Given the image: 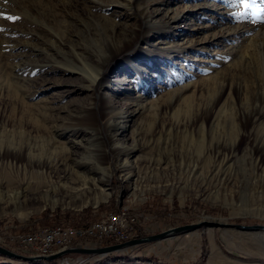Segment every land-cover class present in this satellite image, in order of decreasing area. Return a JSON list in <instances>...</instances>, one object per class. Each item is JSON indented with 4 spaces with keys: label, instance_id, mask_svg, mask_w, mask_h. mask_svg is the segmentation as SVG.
I'll list each match as a JSON object with an SVG mask.
<instances>
[{
    "label": "rangeland",
    "instance_id": "obj_1",
    "mask_svg": "<svg viewBox=\"0 0 264 264\" xmlns=\"http://www.w3.org/2000/svg\"><path fill=\"white\" fill-rule=\"evenodd\" d=\"M72 51L100 69L101 86L68 68ZM46 161L59 165L40 191L48 204L29 197L20 219L0 203V246L14 253L10 236L121 210L139 234L206 218L264 224V0H0V194L34 184ZM106 166L109 195L96 204H85L92 184L63 186ZM263 236L200 226L110 264H264L252 240Z\"/></svg>",
    "mask_w": 264,
    "mask_h": 264
},
{
    "label": "built area",
    "instance_id": "obj_2",
    "mask_svg": "<svg viewBox=\"0 0 264 264\" xmlns=\"http://www.w3.org/2000/svg\"><path fill=\"white\" fill-rule=\"evenodd\" d=\"M136 221V216L121 210L85 227L56 224L20 232L10 236L9 243L13 246L12 250L28 258L50 256L74 246L91 247L92 244L121 243L136 238L139 235ZM31 262L25 259L20 264Z\"/></svg>",
    "mask_w": 264,
    "mask_h": 264
},
{
    "label": "bare ground",
    "instance_id": "obj_3",
    "mask_svg": "<svg viewBox=\"0 0 264 264\" xmlns=\"http://www.w3.org/2000/svg\"><path fill=\"white\" fill-rule=\"evenodd\" d=\"M72 52L74 53V56L71 57L72 59L63 58L66 65L68 66V68H71L72 70H75L77 73L81 74L79 76L80 80L83 82V84L87 88H94V87L101 86L104 79L101 76L100 69L92 67L76 51H72ZM54 162L55 161H52V162L46 161V162L41 163L42 164L41 167L44 168V171L42 170L41 172H38L39 174L37 172L35 173L38 176H41V175L42 176L41 177H35L34 178L35 179L34 184H30L27 182L26 185H22L23 187H18L19 182H16V181L10 182L9 181L7 187L10 189H8L4 192H1L2 194H0V203L5 202L6 204L13 205L14 212L16 213V215L20 219H25L29 215L28 212H24L22 210L23 207H25L24 206L26 204L25 202L27 201V199H29V197L32 196L34 199H38V200L42 201L44 204H48L49 200H50V198H48V189L45 190L44 192H40V191L43 187L49 186L48 183L51 182L50 173L52 171H55L56 169H59L58 168L59 165L54 163ZM99 169L102 170V173H101V175H98V176L93 175V169L92 168L86 170L85 171L86 174L78 175L79 179H80L79 182H81L78 186H72V185L65 186V184L63 186L65 188H69L70 190H80L81 193H85L91 188L90 185L92 184L97 189V193H96L97 195H94V197H92V198L90 197L87 200H85V204H87V203L96 204L101 199H106L107 196L109 195V192L105 188L99 187V184L101 182L103 183L106 180V177H104V176H109V167L108 166L103 167V168L100 167ZM71 171L75 172L74 170H71ZM43 172H45V173H43ZM130 174L131 173H128V176ZM45 175L47 178L45 177ZM51 187L55 188V186H51ZM14 188H16V190H13ZM206 220H212V219L206 218ZM206 220H203V221L211 222V221H206ZM224 223H222V224H224ZM252 240H254L253 246L256 247L257 252L259 254L264 253V236L261 237V242L259 240L254 239V238ZM91 246L92 247L96 246L95 248L100 247V246H98V244H96V245L92 244ZM101 247H103V246H101ZM74 253H76V252H74ZM0 254H2V253H0ZM77 254L83 255L82 253H77ZM3 255H5V254H3ZM6 256H8V255H6ZM216 256H217V252L214 250V247H212V252L209 256L208 262L214 263L213 261H215ZM8 257L12 258V256H8ZM23 257H25V256H23ZM13 258H16V257H13ZM3 262L6 263L5 261H3Z\"/></svg>",
    "mask_w": 264,
    "mask_h": 264
},
{
    "label": "water",
    "instance_id": "obj_4",
    "mask_svg": "<svg viewBox=\"0 0 264 264\" xmlns=\"http://www.w3.org/2000/svg\"><path fill=\"white\" fill-rule=\"evenodd\" d=\"M204 217H207V216H204ZM200 226H217V227H226V228L229 227V228H234V229L241 230V231H254V232L263 231L264 232V224H233V223L226 222V220H225V223L222 224V223H217V222H205L202 219H200L194 223H189V224H185L182 226L169 228L158 234L130 239L128 241L121 242L118 244H113L110 246H103V247H97V248L95 247H70V248L59 251L50 256H37L33 258L23 257L21 255L15 254L14 252L4 248L3 246H0V253L8 255V256H12V257L30 260V261H52V260L59 259L73 252L88 254V255L105 256L109 253L123 251L133 246H138V245L145 244L151 241L161 240L163 238L172 236L173 234H176V233H182L186 231L195 230L199 228Z\"/></svg>",
    "mask_w": 264,
    "mask_h": 264
},
{
    "label": "trees",
    "instance_id": "obj_5",
    "mask_svg": "<svg viewBox=\"0 0 264 264\" xmlns=\"http://www.w3.org/2000/svg\"><path fill=\"white\" fill-rule=\"evenodd\" d=\"M152 234H156V232L152 233ZM152 234H147V233H141L139 234L138 236H136V238H140V237H145V236H148V235H152ZM135 239V238H133ZM113 244H117V243H112V242H105L103 244H98V246H110V245H113ZM88 245V244H86ZM83 247V246H82ZM117 252H120V251H117ZM116 253V252H114ZM114 253H109L105 256H101L99 260L93 262L92 264H110L112 262H123L125 260H127V258L125 256H122V255H115ZM18 254V253H16ZM1 255V254H0ZM21 259V258H19ZM41 263H44V264H50V263H53L54 261H38ZM37 262V263H38Z\"/></svg>",
    "mask_w": 264,
    "mask_h": 264
},
{
    "label": "crops",
    "instance_id": "obj_6",
    "mask_svg": "<svg viewBox=\"0 0 264 264\" xmlns=\"http://www.w3.org/2000/svg\"><path fill=\"white\" fill-rule=\"evenodd\" d=\"M72 254L79 255V254L73 252V253H70L68 256H70V255H72ZM68 256L65 255V258L68 257ZM59 259H60V258H59ZM55 260H58V259H55ZM55 260H52V261H55ZM37 262H38V261H36V262L32 261L30 264H38V263H40V262H38V263H37ZM41 262H42V261H41Z\"/></svg>",
    "mask_w": 264,
    "mask_h": 264
},
{
    "label": "snow or ice",
    "instance_id": "obj_7",
    "mask_svg": "<svg viewBox=\"0 0 264 264\" xmlns=\"http://www.w3.org/2000/svg\"><path fill=\"white\" fill-rule=\"evenodd\" d=\"M6 18H7L8 20H13V21H15V20L18 19L17 16H7Z\"/></svg>",
    "mask_w": 264,
    "mask_h": 264
}]
</instances>
